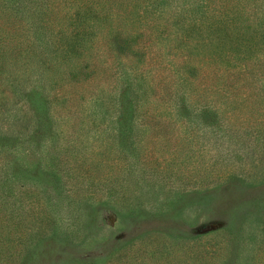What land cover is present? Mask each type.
<instances>
[{
    "label": "trees",
    "instance_id": "1",
    "mask_svg": "<svg viewBox=\"0 0 264 264\" xmlns=\"http://www.w3.org/2000/svg\"><path fill=\"white\" fill-rule=\"evenodd\" d=\"M52 2L66 5V19L54 17ZM192 57L202 58L195 64ZM117 62L132 111L126 103L115 111L112 84L109 91L96 86L87 108L89 92L78 86L99 74L113 80ZM36 102L45 127L37 126ZM195 108L200 116L207 109L217 118L241 116L240 128L252 130L250 142L263 147L257 158L264 156V0H0V140L15 145L0 149V264L27 263L31 247L57 240L63 226L66 235L79 233L74 221L73 230L65 223L61 204L67 201L73 216L88 202L94 216L109 204L122 169V180L131 173L139 185L136 192L150 184L191 191L233 178L200 173L208 168L195 132L207 122L191 120ZM116 119L130 126L131 154L122 140L110 147ZM39 129L47 142L41 152L34 144ZM225 131L213 137L223 140ZM87 133L97 137L87 152L97 159L74 157L84 147L76 135ZM35 154L42 162L30 175L18 161ZM199 253L193 264L212 256L205 247Z\"/></svg>",
    "mask_w": 264,
    "mask_h": 264
},
{
    "label": "rangeland",
    "instance_id": "2",
    "mask_svg": "<svg viewBox=\"0 0 264 264\" xmlns=\"http://www.w3.org/2000/svg\"><path fill=\"white\" fill-rule=\"evenodd\" d=\"M51 6L57 13L54 17L66 19L65 4L52 2ZM191 18L192 15L185 19L186 31L193 27ZM173 27L176 29V24ZM196 29L197 27L192 33L196 32ZM190 48L192 50V46ZM201 58H193V62L197 64ZM121 63L131 64L128 60H123ZM117 65V73L113 76V80L99 74L95 83L75 87L79 92H89L87 108L95 103L93 99L97 94L93 97L90 95L95 92L96 86L101 90L109 91V86L112 84L113 89L110 93L117 98L115 111L125 103L128 112L132 111L130 108L133 104L130 105L131 101L126 102L127 91L120 86L122 64L117 62ZM167 74L168 71L158 72L156 81ZM171 77L177 80L176 74H171ZM142 81L138 80L136 85L138 86ZM117 82L119 85L116 87ZM204 82L205 80L202 81ZM35 104L37 126L42 124L45 127L47 123L41 122L43 111L39 110L37 102ZM200 112L198 108L188 112L191 114L189 116L191 120L207 122V127H199L195 132L196 141L202 139L203 144L200 141L199 143L204 147V159L200 156L197 160L206 161L201 166L208 168L200 173H205L206 176H220L233 172V178L191 191L170 193L150 184L149 188L143 186L136 192L139 185L134 184L131 173L125 175V180H122L125 170L121 168L122 172L115 181L112 190L114 195L109 198V204L102 205L93 216L90 212L92 209L89 207L90 204L83 202L77 206L76 213L69 216L71 212L66 208L67 201H65L61 204V215L66 218L65 223L72 227L71 230H73L71 223L74 221L79 233L76 234L74 231L71 236L66 235L65 233L70 230H66L63 226L64 232L57 233L59 237L54 236L56 239L58 237L57 240L48 237L42 244L37 242L34 252L32 246L29 261L25 264H109L110 262L134 264L136 258H143L142 264L156 260L159 261L158 264L163 261L172 264H193L197 256L204 255L199 253L202 247L212 255H207V263L203 264L264 263V156L259 159L256 155L263 147L250 142L255 137L252 130L244 132L240 128L239 124L243 122L241 116L228 120L219 114L217 118V114L210 109L202 112L201 116ZM116 120L109 125L111 132L117 134L113 142L110 139V147L113 148L116 142L121 143L122 140L123 145L128 146V148L124 147L125 151L131 154L133 149L126 141L131 134L130 126L122 124L120 119ZM227 120L228 123L224 124L227 131L223 140L220 138L216 140L213 137L214 133L222 134L224 127L217 129V125L212 124ZM42 131L43 129H39V133L34 138V144L38 146L39 152L47 145L41 136ZM76 137L83 141L84 147H80L79 153L76 151L74 157L81 156L87 159H91V155L94 159L99 157L87 153L89 146L97 140V137H93L91 133ZM14 146L0 140V149L4 151ZM235 154L241 156L234 157ZM33 156L35 158L18 161L22 169H30V175L42 162L38 154ZM19 174L23 177L21 172ZM79 207L81 209L78 211Z\"/></svg>",
    "mask_w": 264,
    "mask_h": 264
}]
</instances>
